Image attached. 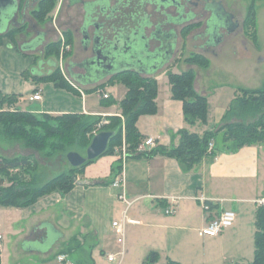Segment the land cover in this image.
Returning a JSON list of instances; mask_svg holds the SVG:
<instances>
[{"label": "crops", "instance_id": "obj_1", "mask_svg": "<svg viewBox=\"0 0 264 264\" xmlns=\"http://www.w3.org/2000/svg\"><path fill=\"white\" fill-rule=\"evenodd\" d=\"M36 2L24 1L20 9L26 20L35 24V29H29L23 33V37L22 33L17 35V43L2 37L0 95H18L17 107L35 114L84 113L102 119L119 116L118 103L127 89L124 88L117 98L113 97L108 84L116 80L80 81L63 74L71 88L56 87L51 81L33 82L32 75H45L52 67L48 60L37 58L36 54L46 43L59 39L48 25L43 26L45 22L38 24L29 15ZM220 3L224 11L237 21L227 3L224 0ZM60 5L58 0L56 8H60ZM72 8L68 7L67 11L72 13ZM262 17L255 9L256 47L259 46ZM235 29L228 31L217 28L219 41L217 39V43H212L209 48L216 49L221 40L222 44L230 41L229 37L239 33ZM199 30L202 28H194L187 37L188 52H207L200 48L202 40L197 38ZM28 32L30 36H27ZM72 37L74 50L78 46L86 51L82 35L73 34ZM35 38L38 39L37 44L29 45ZM238 39L233 37V43L238 47L243 44L247 48L248 45L245 42L239 44ZM169 65L166 63L165 67L179 73L172 69L175 64ZM162 69H157L153 74L158 86L155 112L142 114L136 120L137 130L142 136L139 145L145 139L153 138L155 147L175 146L179 141L177 131L181 128L198 134L215 131L222 120L218 122L213 119L212 105L208 100L206 122L185 123L183 103L172 98L169 83L165 90L160 89V79L165 76ZM101 84L104 86L98 88ZM193 86L197 93L206 98L211 93L209 85L201 90L197 79ZM100 89L109 96L103 98L98 92ZM36 92L40 93L41 98L30 100L29 97ZM235 93L236 90L232 99ZM214 137L211 142L217 151L215 155L202 157L191 170H184L175 158L157 151L148 156L124 159L121 152L105 154L86 165L73 188L65 194L54 191L25 208L0 206V212L13 215L12 225L7 226L8 229L12 228L13 234L7 233L5 238L0 234V264H63L56 256L64 252L74 263L81 261L84 264L89 260L91 264H141L149 251L159 253L158 264L166 258L180 264H236L250 261L254 253L255 210L259 205L258 200L264 199V142L229 148L228 144L222 143L221 133ZM117 163L121 164L120 173L114 177V181H119L118 185H114V181L94 184L111 180V168ZM170 197H176L177 203L174 213L166 214ZM128 201L131 203L128 204ZM203 201L211 202L214 208L204 212ZM223 210L234 211L233 224L215 236L200 235L199 230ZM112 221L123 223V243L118 242ZM49 226L61 234L49 249L24 248L31 241L46 238ZM109 255H113V260L108 259Z\"/></svg>", "mask_w": 264, "mask_h": 264}, {"label": "trees", "instance_id": "obj_2", "mask_svg": "<svg viewBox=\"0 0 264 264\" xmlns=\"http://www.w3.org/2000/svg\"><path fill=\"white\" fill-rule=\"evenodd\" d=\"M253 3L255 0H252ZM57 0H40L37 7L32 11L33 17L43 23L49 19L51 10L56 6ZM255 4V3H254ZM253 4V5H254ZM251 5V3H250ZM247 32H251L257 40L255 31V7H249L244 18ZM199 24H193L192 27ZM191 27V28H192ZM22 27L21 29H23ZM21 29L8 30L0 34V42L3 36L14 41V35ZM188 31H183L186 36ZM67 41L72 42L71 36L65 32ZM60 43L58 40L49 42L44 50L46 57H58ZM67 55V54H66ZM188 63H196L201 67L208 66V60L204 54L191 52L183 58ZM193 70L187 69L180 73L171 70L166 71L170 85L172 98L179 99L183 103V116L187 124L193 125L197 121L205 123L208 117L209 104L206 96L195 91L193 86ZM33 82L51 81L56 87L71 88L65 80L61 70L56 66L46 75L31 76ZM120 81L124 84L127 92L119 101L120 115L108 116V123L102 125L97 131L110 130L113 135L110 138L105 154L121 152L125 143L127 157H143L153 152H160L177 160L184 170H191L202 157L214 156L217 152L215 146L208 151L209 143L214 136L221 133L222 143L228 144L229 148H238L251 143L264 142V82L258 88H237L235 96L228 104L222 118V123L215 131L207 130L202 134L190 132L186 128L177 131L179 141L175 146H157L151 151H139L138 146L142 136L137 130L136 120L142 114H151L156 110L155 97L157 94V80L151 77H142L134 72H127L108 82ZM104 84L98 86L101 88ZM18 101V95H0V131L11 137L22 138L26 144L45 142L53 148V152H60L61 157L70 150L84 153L89 144L95 126L102 119L100 116H91L84 113H65L50 115L47 113L35 114L27 110L14 107ZM4 105L7 106L4 108ZM42 140H33L37 131ZM51 136L52 141L47 142ZM36 138V137H34ZM83 151V152H81ZM93 160L87 161L81 166L71 167L68 173H63L40 182V176L33 172L35 162L31 157L0 156V206H14L25 208L38 199L58 191L61 194L69 192L77 182L78 175L83 173L86 165ZM121 164L117 163L111 168V180H102L94 184H107L114 181V177L120 173ZM18 171V172H17ZM11 173V174H10ZM209 209L214 205L208 202ZM254 253L250 261L237 262L236 264H264V202L259 203L255 210L254 219ZM66 252L62 253L65 254ZM159 253L149 251L141 264H158ZM85 262V261H84ZM88 262V261H87ZM91 261L87 264H91ZM75 264H84L76 261ZM161 264H180L178 261L166 258Z\"/></svg>", "mask_w": 264, "mask_h": 264}, {"label": "flooded vegetation", "instance_id": "obj_3", "mask_svg": "<svg viewBox=\"0 0 264 264\" xmlns=\"http://www.w3.org/2000/svg\"><path fill=\"white\" fill-rule=\"evenodd\" d=\"M24 1L28 2L29 0L14 1L15 10L10 11L9 9L7 17L10 20L3 24L6 26L8 23L4 34L8 30L24 27L15 33L14 41L16 43L18 42L17 35L22 33L23 37L29 29H35V24L26 20L23 13H20ZM30 1L34 2L35 0ZM36 1L37 7L40 0ZM217 1L60 0V7L63 3L66 5V17L65 25L60 31L58 39L60 43L58 57L45 56L44 50L49 42L36 55L37 58L48 60L52 65L48 73L52 72L56 66L63 73L65 66L66 75L80 81L107 82L127 72L153 76L149 73L153 63L163 62L162 69L166 63L169 65L176 58L177 51L181 55L184 44L179 40L183 39V31H188L189 34L197 27H192L193 24L198 23V27L202 28L197 35V38L202 40L201 50L209 51L210 45L216 42L219 37L216 34L217 28L221 29L216 24H211L212 36L208 33L209 24L207 21L213 10L222 17ZM71 6L73 7L72 13L67 11V8ZM35 8L33 7L29 11V15L38 24H41L32 15ZM227 18L230 19L231 16ZM65 32L70 34L71 39L73 34H81L86 51L79 47L78 54H73V39L72 42L67 41ZM143 37L145 38L143 39ZM25 44L23 45L25 46ZM23 45L22 47H24ZM144 46H147L146 50ZM144 51H150V55ZM147 56L149 62L146 60L143 62V58L146 59ZM141 57L143 58L139 62ZM62 62H66V64L63 65ZM166 70H170V68Z\"/></svg>", "mask_w": 264, "mask_h": 264}, {"label": "rangeland", "instance_id": "obj_4", "mask_svg": "<svg viewBox=\"0 0 264 264\" xmlns=\"http://www.w3.org/2000/svg\"><path fill=\"white\" fill-rule=\"evenodd\" d=\"M224 1L225 3H227L226 6L231 9L232 12L230 10L229 11L231 12L232 16L237 18V24L235 27L239 30V33L236 32L235 34H233V36L228 38L231 40H228L224 44H222L220 36L221 41L217 44L219 47L214 50L209 49V51H207L206 53L198 51L204 54L208 60V66L201 67L196 63H188L183 60V58L188 55V50L186 48V39L189 35H191V32H189L188 35L182 36V40H179V42L181 41L184 44V47L182 49L183 52L181 53V55H179L180 52L177 51L175 56L176 58L171 61V64H175L172 67L173 71L175 72L180 73L181 71H185L187 69L193 70V83L194 80L197 79L198 86L201 90L203 88L205 90L207 85L210 86L209 89L212 94L209 93L207 100L210 102V105H212L213 119L218 122L222 120L224 110L229 104V102L232 100V96L238 86L240 88L253 89L260 87L264 82V0H258L256 4H254L252 0ZM57 4L58 0L56 2V6ZM56 6L51 10L49 14V16H51L49 17V19L44 21L45 23L43 24V26L46 27L48 25L51 29V32H54L56 33V35L59 36L60 31L63 30V25H65L64 20L66 17V5L63 3L60 8H56ZM250 6L252 9H254L255 7L256 11H258L261 17L263 15L262 19H260L261 28L259 29L258 47H256L253 35H250L251 32L249 33L245 30L246 24L244 18ZM207 23L209 24L208 33L211 36V24H216L217 27H221L225 30L229 29V24L226 18H224V16L221 17L214 10L210 14ZM30 35L31 33L28 32L27 36ZM233 37H239L238 43L242 44L243 42H245V44L248 45L247 48L244 47L243 44L238 47L236 43H233ZM37 42V38L31 40L32 44H37ZM78 50L80 49L78 46H76L75 50L73 51V54H78ZM62 63L64 65L65 62ZM191 66H193V68H191ZM208 67L210 68L208 69ZM167 68L165 67V69L163 68L161 70V72H165V76H162L160 79L161 90H165L168 87V81L166 76ZM63 70V73L66 75L65 66L63 67ZM141 76L151 78L155 77V75ZM224 83H226L225 86L222 85ZM108 85L109 90H111L112 92V96L116 98L117 96H119V93L125 88L124 84L120 81L109 83ZM6 107L7 106L4 105V108ZM14 107H17V105L15 104ZM106 123H108V119H101L100 122L95 126V131H93L92 134L96 133L97 130ZM41 133L42 132L39 130L36 133L37 136L32 134L33 140H42V138L39 136L41 135ZM46 140H48L47 142L52 141L51 136ZM0 156H4L7 158L19 156L31 157L35 162L33 172L40 176V182H45L50 178L56 177L63 173H68L70 169V166L67 161L61 157L60 152H53V148H50V146L46 142L45 144L33 143V145H28L22 138L11 137L10 135L5 134V132L3 131H0ZM11 219H13V215L8 214L7 212H0V234L3 236V238L6 237L7 233L13 234V231L11 230L12 228H7L8 225H12L10 224L12 222ZM49 242L50 238L48 237L46 241H31L29 246H32L37 249V247L41 246L46 247ZM23 250H25L26 252V249Z\"/></svg>", "mask_w": 264, "mask_h": 264}, {"label": "water", "instance_id": "obj_5", "mask_svg": "<svg viewBox=\"0 0 264 264\" xmlns=\"http://www.w3.org/2000/svg\"><path fill=\"white\" fill-rule=\"evenodd\" d=\"M14 1L15 0H0V33L2 34L5 29L6 26L3 25L6 22H8L10 19L9 17H7V12L11 10H15V6H14ZM219 3V10L222 16H225L228 24H229V29L228 31H231L235 28L236 26V20L232 19V18H227L230 16V14L226 13L220 3V1H217V4ZM227 15V16H226ZM230 20V21H229ZM145 37H143L144 39ZM219 41V39L217 40ZM216 41V43H217ZM147 46H144V49L146 50ZM147 55H150V51H144ZM143 57H141V59H139V62H141ZM144 60H146L147 62H149V58L148 56L146 57V59L143 58V62ZM163 65V62H159V63H153V65L150 67L149 73L151 74H155L157 69L161 68ZM131 69V68H130ZM96 82V81H95ZM113 135V131L110 130H100L98 132H96L89 144L87 145V147L85 148L84 153H80L78 151H74V150H70L67 153H65V155L63 156V158L67 161V163L71 166V167H78L81 166L82 164H84L87 161L90 160H94L100 156L103 155V153L106 151L107 146L109 144L110 138ZM61 234L54 228H52L51 226H49V228L47 229V237L43 238L42 241H46L48 239V237L50 238V242L46 247H37V249L40 250H47L49 249L54 242L56 241V239L58 237H60ZM24 248H31L29 245L27 247ZM33 249H35L34 247H32ZM36 249V250H37Z\"/></svg>", "mask_w": 264, "mask_h": 264}, {"label": "built area", "instance_id": "obj_6", "mask_svg": "<svg viewBox=\"0 0 264 264\" xmlns=\"http://www.w3.org/2000/svg\"><path fill=\"white\" fill-rule=\"evenodd\" d=\"M98 92L102 95L103 98H107L109 96L108 93L103 92L101 89L98 90ZM40 98H41V95L39 92L33 93L29 97L30 100H38ZM155 145H156V143H155V140L153 138H147L138 146V150L139 151H151L155 148ZM212 147H213V144H212V142H210L209 146H208V151H210L212 149ZM121 156H122V159L127 157L125 145L122 146ZM113 184L118 185L119 181L116 180L113 182ZM120 197H122V199H124L123 195H120ZM170 199H171L170 205H168L165 208L166 214H172L175 211L177 198L176 197H170ZM258 202L262 203V202H264V199H259ZM127 203L130 204L131 202L128 201ZM209 207L210 206H209L207 201L202 202V209L204 212L210 211ZM234 218H235L234 211L223 210V211L219 212V214H217L216 216L212 217L207 222V224L199 230V234L200 235H206V236H215V235L219 234L224 228L232 225ZM112 227H113L114 232L117 234L118 242L123 243L124 234H125L123 223L121 221H112ZM120 254H122V252ZM113 258H114L113 255L108 256L109 260H113ZM56 259L63 264H75L72 260L68 259L65 254L57 255Z\"/></svg>", "mask_w": 264, "mask_h": 264}]
</instances>
